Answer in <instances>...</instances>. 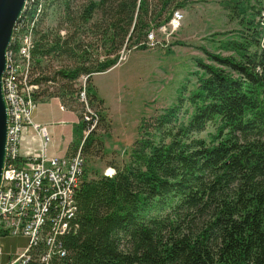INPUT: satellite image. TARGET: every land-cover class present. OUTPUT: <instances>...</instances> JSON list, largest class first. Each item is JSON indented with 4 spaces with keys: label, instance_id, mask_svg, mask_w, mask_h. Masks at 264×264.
<instances>
[{
    "label": "trees",
    "instance_id": "obj_1",
    "mask_svg": "<svg viewBox=\"0 0 264 264\" xmlns=\"http://www.w3.org/2000/svg\"><path fill=\"white\" fill-rule=\"evenodd\" d=\"M251 1L230 0L239 28L221 45L229 54L204 50L192 87L140 119L124 163L90 177L88 156L103 150L96 133L106 126L92 76L122 51L146 49L148 31L188 0H31L18 26L33 36L34 99L81 108L69 154L84 166L68 229L46 262L49 245L33 247L29 264H264V42ZM83 76L92 115L78 100Z\"/></svg>",
    "mask_w": 264,
    "mask_h": 264
},
{
    "label": "built area",
    "instance_id": "obj_2",
    "mask_svg": "<svg viewBox=\"0 0 264 264\" xmlns=\"http://www.w3.org/2000/svg\"><path fill=\"white\" fill-rule=\"evenodd\" d=\"M31 0H27L23 15L17 21L12 42L6 53V69L2 77V88L8 113L6 160L3 167L0 185V236L21 235L26 245L14 257L8 254L4 264H29L36 249L45 242L49 245L48 253L42 262H46L53 253L55 236L68 229V222L75 212L74 191L81 183L84 160L80 153L66 156H49L47 154L51 137L46 125L33 122L32 112L36 108L34 92L37 85L31 83L30 62L33 42L32 33L28 30L19 33L21 18L24 16ZM251 5L257 8L256 22L262 30L264 42V0H252ZM183 12L173 9L168 21L157 28H151L143 42L153 47L160 43L161 37H170L181 25ZM18 47L17 51L11 48ZM124 56L121 52L120 61ZM79 87L78 100L86 105L84 88L86 77ZM64 110V105H60ZM84 118L89 119V114ZM95 118V117H94ZM96 120V118H95ZM32 129L31 140L38 139V147L24 152L22 144ZM112 172L105 174L110 175ZM54 212V216L50 214ZM50 211V212H49ZM3 249L0 246V258ZM48 264V263H46Z\"/></svg>",
    "mask_w": 264,
    "mask_h": 264
},
{
    "label": "rangeland",
    "instance_id": "obj_3",
    "mask_svg": "<svg viewBox=\"0 0 264 264\" xmlns=\"http://www.w3.org/2000/svg\"><path fill=\"white\" fill-rule=\"evenodd\" d=\"M174 4V9L183 12V20L170 37L157 33L159 44L146 49L132 48L116 66L92 76V84L103 100L106 126H98L96 133L102 140L103 150L88 156L90 177L108 174L113 164L124 163L140 119L173 104L182 84L189 82L192 87L195 80L192 73L197 69L195 61L207 62L204 50L221 56L229 54L221 45L239 28L237 19L231 17L230 0H188L184 7H174ZM55 19L51 14L44 25L54 27ZM60 33L64 30L60 29ZM53 64L56 68L62 65L60 61ZM82 82L78 80L77 87ZM79 109L74 111L80 114ZM213 129L209 127L201 136L206 137V132ZM25 245L26 239L21 235L0 236L6 260L8 254L14 257Z\"/></svg>",
    "mask_w": 264,
    "mask_h": 264
},
{
    "label": "crops",
    "instance_id": "obj_4",
    "mask_svg": "<svg viewBox=\"0 0 264 264\" xmlns=\"http://www.w3.org/2000/svg\"><path fill=\"white\" fill-rule=\"evenodd\" d=\"M61 102L57 98L37 103L32 112L33 122L46 125L51 137L50 145L47 150L49 156L69 155V145L73 138V127L78 123L79 118L74 109L66 107L60 109ZM34 135L32 129L28 130V136L24 138L22 149L32 151L38 147V139L31 140ZM53 139V141H52ZM8 260V256H7ZM6 255L0 258V264L7 263Z\"/></svg>",
    "mask_w": 264,
    "mask_h": 264
},
{
    "label": "water",
    "instance_id": "obj_5",
    "mask_svg": "<svg viewBox=\"0 0 264 264\" xmlns=\"http://www.w3.org/2000/svg\"><path fill=\"white\" fill-rule=\"evenodd\" d=\"M27 0H0V185L6 160L8 113L2 88L6 69V53L9 49L17 21L25 11Z\"/></svg>",
    "mask_w": 264,
    "mask_h": 264
}]
</instances>
